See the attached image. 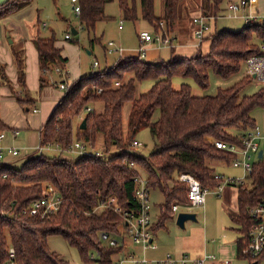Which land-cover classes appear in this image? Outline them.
<instances>
[{
	"label": "trees",
	"instance_id": "obj_1",
	"mask_svg": "<svg viewBox=\"0 0 264 264\" xmlns=\"http://www.w3.org/2000/svg\"><path fill=\"white\" fill-rule=\"evenodd\" d=\"M30 1L0 3V19ZM111 1L77 0L82 29L92 32L96 22L105 18V6ZM182 1L161 0L158 16L154 13V0H118V8L125 20L136 22L139 3L140 17L150 23L155 32L168 37L174 33L175 19L183 13ZM224 1L198 0L196 4L201 13L209 17V31L201 40L195 39L197 50L202 41L208 40L206 53L172 57L161 63L144 61L139 55L126 56L110 67L71 82L66 77L67 58L55 47V38L40 37L38 32L34 35L41 71L40 87L46 84L44 75L52 67L65 71L58 75L68 84L38 130L39 145L56 146L64 151L75 140H82L95 146L101 134L106 156L82 155L67 159L40 153L31 155L19 166L0 164V264L10 260V247L16 264H68L50 250L48 236L53 234L61 235L76 248L84 261L113 264L111 257L122 248L102 243L99 235L103 232L113 237L122 234L124 219L113 207L95 209L109 197H115L116 204L123 210L133 208L136 175H145L148 187L159 189L164 196L153 230L162 228L172 216L173 202L188 203L186 185L177 180V174L190 173L204 188H214L221 183L214 177L213 163L229 164L232 156L214 147L208 138L237 142L240 135L255 125L252 112L259 107L264 109V86L251 95H241L242 89L252 81L244 75L232 86L218 88L213 96H194L186 83L174 89L172 78H191L201 89H206L210 73L227 78L237 74L248 58L264 55L260 49L264 21L244 23L238 30L222 28L210 33L211 22L218 18ZM95 41L97 39L93 38L90 43ZM15 56L20 83L25 90L23 55L19 57L15 53ZM0 73L4 77V70L0 69ZM147 79L153 81L152 86L137 94L136 82ZM115 81L120 82L117 88L113 86ZM17 101L24 106L31 104L26 98ZM96 102L103 104L100 113L90 106ZM125 104H130L126 136L123 132ZM156 111L158 116L153 119ZM80 118H86L84 129H79L82 119L76 124ZM143 128H148L155 140L152 151L146 156L129 150L132 137ZM6 129L9 127L0 117V132ZM129 162L135 167H130ZM48 187L61 199L58 210L44 218L30 216L27 208L45 196ZM263 199L264 161L258 160L253 163L246 182L237 185V212L230 216L232 228L238 233L235 241L238 258H244L242 251L253 222L248 211ZM93 251L97 257L89 259L88 254Z\"/></svg>",
	"mask_w": 264,
	"mask_h": 264
},
{
	"label": "rangeland",
	"instance_id": "obj_2",
	"mask_svg": "<svg viewBox=\"0 0 264 264\" xmlns=\"http://www.w3.org/2000/svg\"><path fill=\"white\" fill-rule=\"evenodd\" d=\"M227 1L225 0L222 3V10L218 18L211 22L210 33L222 28L238 30L244 25L240 18L241 13H237V16L234 17L226 8ZM183 2L191 3L188 0H183L181 3V6L183 5L181 10L184 11V14L177 16L174 21V33L168 35L172 47L157 41L155 43H145V56L141 57L144 61L161 63L162 61L167 62L172 57H189L198 52H207L208 40L202 41L201 47L197 50L194 47L196 40L190 33L193 29L192 18L195 15H200L201 11L194 4L184 8L185 4ZM72 7L70 0H31L23 3L16 12L6 15L0 20V69L5 71L4 77L0 73V117L10 128L14 129L3 130L5 138L0 145L6 148H15L20 152L16 157H10L5 152L4 159L0 160V164L6 162L12 166H19L31 155L35 156L40 153L46 156L60 155L53 146L42 147L38 153H35V150L40 147L38 130L41 127L43 111L51 106L53 108L64 93V90L58 87L62 82V78L55 72V67H52L44 75L46 84L42 87H40L39 82L35 87V80L32 82L29 74L26 76L25 55L27 53L22 51V48L23 46H29L27 43L35 48L33 38L36 32L40 37L53 36L56 45L62 48L63 54L68 58L70 72V76L67 78L68 82L74 81L75 77L78 79V76H85L110 67L119 58L136 55L140 45L138 38L140 32L147 31L151 35H155L154 27L140 17L139 3H137L138 20L132 22L123 18L118 8V0H112L105 6V18L96 22L92 32H87L81 28L78 15ZM251 8L254 14L260 16L255 11L254 4ZM247 11L248 9H246ZM262 11L264 14V0H261ZM154 13L157 16L161 14V0H154ZM259 19L263 18L260 17ZM42 24H45L44 28ZM119 25H121V28H119ZM71 29H75L77 34L73 35ZM66 32L71 34V40L64 39ZM93 38H96L97 41L90 43ZM110 41L119 47L122 52L105 53L104 45ZM15 53L19 57L23 54L24 57L25 90H23L20 83V71L16 63ZM94 61L98 62V66H92ZM244 75L245 64L242 65L237 74L227 78H221L210 73L209 85L206 89H201L191 78L177 76L172 78V86L174 89H179L182 83H186L190 86L191 93L194 96H213L218 88H228L243 79ZM152 84L153 81L150 79L136 82V93L139 94L149 90ZM261 86L262 84L259 81L253 79L242 89L241 95H251ZM18 98L23 100L26 98L32 101V104L28 106L21 105L17 101ZM35 101L36 104L33 106ZM91 106L96 112H102L103 104L101 102L91 104ZM34 108L37 111L35 113L32 111ZM129 108L130 104H125L123 107V132L125 136ZM263 112L264 109L261 107L252 112V116L259 124H261L260 118ZM49 114H47V117ZM157 116L158 111L154 113L153 119H156ZM131 140L140 143V146L130 147V152L143 156L148 155L155 144L148 128L138 131ZM94 149L102 154L104 153L101 134L97 136ZM213 167L214 174L223 178L220 184L223 187H230L231 191L227 189L219 195L210 192L206 194L204 204L197 207L180 205L178 212L194 214L195 221L187 220L184 227L181 228L176 224L178 214L176 212L172 219L165 222V228L158 230L154 235V241L158 248L146 251L145 254L149 259H160L166 254H170L171 256L185 255L190 259L198 260L204 255H212L216 258L227 257L231 264H250L247 258L238 259L235 256L234 241L238 234L232 229L234 225L229 219L228 211L235 210L236 189L235 185L224 183L228 178L242 176V170L225 162H215ZM149 199L151 221L156 222L158 208L164 202V196L159 189L154 188L150 189ZM227 208L231 210H227ZM127 242L134 247L129 240ZM48 245L51 251L66 260L68 264H101L97 261H84L78 250L70 246L59 234L49 235ZM91 254L94 255V258L97 257L96 252L93 251V253L88 254L89 259ZM113 259V261H116L118 258L114 257ZM203 264L211 263L206 261Z\"/></svg>",
	"mask_w": 264,
	"mask_h": 264
},
{
	"label": "built area",
	"instance_id": "obj_3",
	"mask_svg": "<svg viewBox=\"0 0 264 264\" xmlns=\"http://www.w3.org/2000/svg\"><path fill=\"white\" fill-rule=\"evenodd\" d=\"M73 3V11L76 15L80 13V6L77 0H71ZM254 3L251 0H237L228 1L226 8L232 13V16H237V13H241L240 18L246 24H261L264 20L259 19L261 16L254 14L252 12V5ZM246 9L248 11L246 12ZM160 27L163 29V23H159ZM192 35L196 40H201L205 34L209 31V17L203 15L202 13L198 16L192 18ZM43 28L45 24L42 25ZM120 27V25H119ZM66 39L71 38V34H65ZM139 38V48L137 50L139 56H145V43H155L161 42L163 44H171L169 37H162V33L155 32V35L147 31H142L138 35ZM107 53H117L122 52L121 49L115 46L111 41L106 43ZM260 49L264 51V40L260 44ZM245 64V76H248L252 80L259 81L262 86H264V55H256L248 58ZM93 67L97 66V61L92 64ZM57 74L62 75L63 71L60 67L54 68ZM120 85L119 81H115L113 86L117 88ZM59 88L66 90L68 88L67 82H60ZM100 92L101 89H98ZM90 109L87 108L86 112ZM36 112V109H33ZM262 120H264V112L262 114ZM5 135L3 131L0 132V143L4 139ZM208 140L219 150L227 152L232 156L230 163L235 167H239L242 170V176L232 177L225 180V184L243 185L247 176L249 175L253 163L258 160L264 161V125H259L255 123L252 128L247 129L242 135L239 136L237 142H225L222 140H217L213 138H208ZM140 143L132 141L130 147H139ZM42 147H38L35 153H38ZM63 151V150H61ZM68 152L75 153L77 156L82 155H95L102 156L103 154L94 149L88 142L82 140H75L67 150ZM261 151V156H258V152ZM10 154L11 156H18L20 154L19 150L15 148H6L0 145V159H2L4 153ZM76 156V157H77ZM68 159V158H67ZM130 167H135L133 162H129ZM215 178L223 181L222 177L214 174ZM177 180L186 185V196L187 204L190 206H200L205 202L206 194L212 192L219 195L223 189V185L218 184L214 188H204L201 186L200 182L190 173L181 172L176 176ZM134 182L136 183V189L134 191L132 201L134 202V207L131 209H122L116 204L115 197H109V199L104 203L96 207V211L102 209L103 207H113V209L120 214L124 219V228L122 234L115 235L114 237L108 235L107 233H101L99 235L100 241L108 246H120L124 248L126 240H129L132 245L139 249V252H129L124 253L119 258L113 262V264H203L209 261L211 264H231L228 259H219L212 255H204L201 259L194 260L183 255L181 257H172L166 255L160 259H148L145 256V252L149 248H154L155 244L152 242V223L150 215V199L149 193L150 188L148 187L147 178L143 174H138L134 177ZM61 199L52 187H48L46 195L40 199L33 201L27 208V212L30 216H37L39 218H44L46 216L52 215L56 212L60 206ZM178 202H173L171 205V210L176 211L178 209ZM249 215L253 218V222L250 225L248 232L246 246L242 251V256L250 259L251 264H264V199L259 201L257 204L253 205L249 209ZM14 256L13 248H9L10 260L5 264H16L12 259ZM90 258H94L91 254Z\"/></svg>",
	"mask_w": 264,
	"mask_h": 264
},
{
	"label": "crops",
	"instance_id": "obj_4",
	"mask_svg": "<svg viewBox=\"0 0 264 264\" xmlns=\"http://www.w3.org/2000/svg\"><path fill=\"white\" fill-rule=\"evenodd\" d=\"M4 1H6V0H0V3H2V2H4ZM189 2H191L190 4H194L195 5V7L196 8H198L197 7V2H198V0H188ZM253 2H254V6H255V11L263 18L264 17V14H263V11L261 12V0H252ZM70 2H71V0H70ZM72 3V2H71ZM185 4V6L184 7H187L188 5H190L188 2L187 3H184ZM72 5H73V3H72ZM254 11V12H255ZM184 14V11H183V13L181 14V15H183ZM196 16V15H195ZM1 20V19H0ZM262 20V19H261ZM80 24V23H79ZM43 25V24H42ZM43 27V26H42ZM81 28H82V26H81ZM119 28H121V25H120V27ZM188 29L190 30V28H189V26H188ZM74 31H76L75 29H73ZM37 33V32H36ZM35 33V34H36ZM67 33H69V32H66L65 34H67ZM190 33H192V32H190ZM34 34V35H35ZM76 34H77V31H76ZM64 39L65 40H71V38L70 39H66L65 38V35H64ZM12 42V41H11ZM56 42V41H55ZM54 42V45H55V47L56 48H58V49H60V53H61V55L63 56V57H65V58H67L66 56H65V54H63V50H62V48H60L58 45H56V43ZM27 44H29V46H27V47H24L23 46V48H22V51H24L25 53H27V55H25V73H26V76H27V74H29V76H30V79H31V81L32 82H34V80H35V87L37 86V82H39V85H40V77H41V75H40V73H41V71H40V68H39V63H38V55H37V51H36V49L35 48H33V46L30 44V43H27ZM25 46H26V44H25ZM170 47H172L171 45H170ZM194 47H195V49H197V47H196V45H194ZM172 49V48H171ZM173 50H174V48H173ZM104 52L105 53H107V49H106V45H104ZM23 55V54H22ZM137 55H139L138 54V52H137V54L136 55H134V56H137ZM118 60V59H117ZM116 60V61H117ZM67 61H68V58H67ZM97 66H98V62H97ZM65 71H67L68 72V74H67V78H69V76H70V72H69V69H68V62L66 63V65H65ZM107 68V67H106ZM4 73H5V71H4ZM82 77V76H81ZM23 78H24V57H23ZM78 78H80L79 76H78ZM77 79V77H75L74 78V80H76ZM67 81H68V79H67ZM24 83H25V81H24ZM26 88V87H25ZM31 104H32V101L30 102ZM57 103V102H56ZM96 103H98V102H96ZM35 104H36V101L35 102H33V106H35ZM94 104V103H93ZM56 105V104H55ZM54 105V106H55ZM91 106V105H90ZM91 108L92 109H94L92 106H91ZM34 109H36V108H34ZM51 109H52V106L50 107V108H47V110L46 111H43V118H42V120H41V126H42V124L45 122V119H47V114H49V112L51 111ZM27 111L29 110V109H26ZM95 110V109H94ZM33 111V110H32ZM37 112V111H36ZM35 113V112H34ZM263 114V113H262ZM2 119V118H1ZM82 118H80L79 120H77V123L76 124H78L79 122H80V120H81ZM255 119V118H254ZM256 121V120H255ZM260 122H261V124H259V122H257L256 121V123L257 124H259V125H264V120H262V115H261V118H260ZM4 123H5V121H4ZM6 124V123H5ZM8 127H9V125H7ZM10 128V127H9ZM10 129H12V130H14L13 128H10ZM5 138V137H4ZM55 148V150L57 151V152H59L60 153V156L62 157V158H68V159H71V158H75L77 155L75 154V153H72V152H66V151H61L60 150V148H58V147H54ZM76 156H75V155ZM7 155H9L10 157H14V156H11L10 154H7ZM4 159V155H3V157H2V159H0V160H3ZM2 164H9V163H2ZM235 187V189H236V191H235V194H236V206H235V210L234 211H228L229 213V219H230V216L231 215H234V214H236V212H237V186H234ZM227 189H229L230 191H231V188L230 187H223V189H222V191H221V193H223L224 192V190H227ZM220 193V194H221ZM205 200H206V198H205ZM164 203V202H163ZM163 203H161L160 205H159V208H158V213H157V217L159 218V215H160V207H161V205L163 204ZM179 205H178V209L176 210V211H172V216L169 218V219H172L173 218V216L175 215V213L176 212H178V210H179V207H180V205H188V204H181V203H178ZM188 206H190V205H188ZM227 210H231V209H229V208H227ZM231 212V213H230ZM179 213V212H178ZM150 215H151V209H150ZM157 221H158V219H157ZM157 221L156 222H153V221H151V223H152V232H151V236H152V242L155 244V247L154 248H149V249H147L146 251H148V250H156L157 248H158V246H157V244H156V242L154 241V235L156 234V232L158 231V230H160V229H164L165 228V223H164V226L162 227V228H158V229H156V230H153V227H155V225H156V223H157ZM187 221V220H186ZM185 221V222H186ZM184 222V223H185ZM233 229V228H232ZM234 230V229H233ZM235 231V230H234ZM236 232V231H235ZM237 233V232H236ZM238 234V233H237ZM237 237H238V235H237ZM236 237V238H237ZM235 241H236V239H235ZM235 241H234V243H235ZM235 246V256L237 257V250H236V244L234 245ZM129 252H139V249L137 248V247H133V246H131V245H129L128 244V242H127V240H126V244H125V246H124V248H122L121 249V252H119V253H116V254H114L113 256L114 257H116V258H119V256H121L122 254H124V253H129ZM146 253V252H145ZM166 255H170V254H166ZM165 255V256H166ZM111 257V259L112 260H114L113 258L114 257ZM145 256H146V254H145ZM165 256H163V257H165ZM171 256V255H170ZM181 256H183V255H181ZM181 256H172V257H181ZM147 257V256H146ZM163 257H161V258H163ZM244 257V256H243ZM148 258V257H147ZM238 258V257H237ZM244 258H246V257H244ZM149 259V258H148ZM151 259H155V258H151ZM219 259H227V257H224V258H219ZM239 259V258H238ZM113 262H115V261H113Z\"/></svg>",
	"mask_w": 264,
	"mask_h": 264
},
{
	"label": "water",
	"instance_id": "obj_5",
	"mask_svg": "<svg viewBox=\"0 0 264 264\" xmlns=\"http://www.w3.org/2000/svg\"><path fill=\"white\" fill-rule=\"evenodd\" d=\"M71 33L73 35L76 34V31H74L73 29H71ZM11 42V41H10ZM86 127V118H83L79 124V129H84ZM258 156H261V151L258 152ZM186 220H192L195 221V215L194 214H190V213H185V212H179L176 216V224L179 227H184V222Z\"/></svg>",
	"mask_w": 264,
	"mask_h": 264
}]
</instances>
